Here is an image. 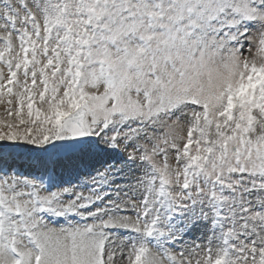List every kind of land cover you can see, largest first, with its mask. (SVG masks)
I'll return each instance as SVG.
<instances>
[{
  "label": "snow or ice",
  "instance_id": "obj_1",
  "mask_svg": "<svg viewBox=\"0 0 264 264\" xmlns=\"http://www.w3.org/2000/svg\"><path fill=\"white\" fill-rule=\"evenodd\" d=\"M0 109V264H264V0H0Z\"/></svg>",
  "mask_w": 264,
  "mask_h": 264
},
{
  "label": "rangeland",
  "instance_id": "obj_2",
  "mask_svg": "<svg viewBox=\"0 0 264 264\" xmlns=\"http://www.w3.org/2000/svg\"><path fill=\"white\" fill-rule=\"evenodd\" d=\"M0 111H2V109H0ZM58 223H59V224H63V223H64L63 219L60 218V219L58 220Z\"/></svg>",
  "mask_w": 264,
  "mask_h": 264
}]
</instances>
